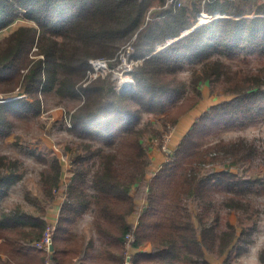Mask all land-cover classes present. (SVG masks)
<instances>
[{
  "label": "trees",
  "instance_id": "trees-1",
  "mask_svg": "<svg viewBox=\"0 0 264 264\" xmlns=\"http://www.w3.org/2000/svg\"><path fill=\"white\" fill-rule=\"evenodd\" d=\"M151 1L0 0V30L20 18L36 25L20 26L0 40V94L19 96L0 102V142L15 131L17 120L42 113V96L80 100L67 122L79 140L69 180L61 178L57 156L49 161L39 155L46 164L39 183L45 200H33L26 191L38 214L20 205L1 208L23 174L19 161L0 154V264H124L128 256L131 264H209V254L224 264L253 241L257 226H246L242 218L257 211L250 202L255 183L262 181L242 172L257 150L243 140L224 145L211 144V139L264 119V71L236 78L225 62L236 56L264 58V0H203L201 5L199 0H173L168 9L160 0V9L150 12ZM201 13L211 19L154 53L191 29ZM215 13L239 18L214 20ZM129 43L136 49L132 58L143 60L130 74L135 83L131 93L120 94L110 76L82 84L93 69L91 59H114ZM185 68L191 69L190 79L179 80ZM224 78L235 79L218 93L229 98L194 117L176 148L160 152L161 167L150 172L151 144L157 141L161 149L169 126L190 121L202 87L208 84L213 94ZM143 114L155 117L156 129L150 123L138 127ZM220 155L231 161L207 169ZM221 190L232 195L218 200L215 193ZM59 193L62 203L48 254L35 244ZM222 209L236 214V224L226 222L220 229ZM86 215L98 251L93 238L74 233ZM129 235L133 242L127 250ZM147 244L150 252L138 251ZM259 261L264 264V246Z\"/></svg>",
  "mask_w": 264,
  "mask_h": 264
},
{
  "label": "rangeland",
  "instance_id": "rangeland-1",
  "mask_svg": "<svg viewBox=\"0 0 264 264\" xmlns=\"http://www.w3.org/2000/svg\"><path fill=\"white\" fill-rule=\"evenodd\" d=\"M188 3L191 4V0ZM160 0L151 1V11L160 9L159 4ZM203 0H199L201 5ZM260 3V1H259ZM255 8V7H254ZM161 10L162 7H161ZM253 13H249L246 16H253ZM206 14H199L195 25H203L207 23L211 18H205ZM223 16V15H221ZM20 26H36L35 23L18 19L9 25L7 28L0 30V40L8 36L12 31L17 29ZM193 26V27H194ZM192 27V28H193ZM191 28V29H192ZM189 29V30H191ZM187 30V31H189ZM133 49V50H132ZM158 49V46H157ZM156 49V50H157ZM129 51V54L127 52ZM136 49L133 44H126L120 48L117 53L116 58L105 60L104 58L91 59L106 61L105 71L101 69L96 70L91 69L88 71L87 76L82 82L83 85H87L89 81L95 80L98 78H105L110 76L111 80L115 84L116 90L120 94L131 93L135 88V83L131 77V73L135 66L141 63L142 59H133L131 55L135 53ZM130 55V56H129ZM126 58L127 65L131 68V71H128L123 66L122 58ZM222 59H225L222 57ZM226 64L230 67V74L236 75V78L241 77L242 75L251 72L252 74H259L264 71V58L258 57L256 55H251L249 57L236 56L235 58L225 59ZM191 69L185 68L180 73H178L179 80L188 81L190 79ZM121 77V78H120ZM125 83L123 84V82ZM235 79L230 81L222 80L218 83V87L215 93L211 94L208 88V84H205L202 87V99L200 103L190 111L188 114V119L192 120L194 117L199 116L203 111L205 112L210 106L217 104L221 101H224L229 98V96H220L219 92H224L226 89L233 84ZM127 83V85H126ZM134 84V85H133ZM125 89L124 93H121L120 90ZM17 91L15 90L14 94ZM19 96L11 95L3 97L0 94V102L17 99ZM44 99V109L42 113L33 119H21L17 120L15 131L6 138L5 141L0 142V154L5 156L9 160H17L22 166H20V171L23 174L21 181L11 187V190L7 197L1 202V208L4 210H13L18 205L22 209L31 214H38L39 209L31 203V200L28 201L26 198V191L30 194L31 198L35 200L44 199L40 187V172L46 164L41 160L39 155H42L45 159L49 161L54 154L58 157L60 164L62 166V175L63 180H67L72 172V167L70 164V158H72V153L75 150V144L79 142L75 136L67 130V122L69 121V115L74 111L75 107L80 103V100H64L60 101L58 98L52 95L42 96ZM154 124L153 128L156 129V119L151 114H143L138 127H145L148 124ZM182 126V124H180ZM179 124L176 127H168V131L162 136L161 149L158 148V142L155 141L151 144L149 150V157L151 159L150 172L155 173L157 167H161V151L166 154L171 153L176 148V143L187 131L188 126H181ZM187 125V122H186ZM146 143L150 140L148 136L144 137ZM243 140L245 144L251 146L250 148H255L257 153L255 158L248 160V169L243 171L244 175H249L256 179L259 177L262 183H255L253 187V192L256 196L251 200L252 209L257 210L253 213L252 217L245 215L243 223L246 226H250L252 223L256 224V230L253 234V241L247 245V249L244 252L237 254L233 252L231 258L224 264H261L259 261V252L264 246V119L257 122L254 125H249L247 128L243 129H231L222 132L220 135L215 136L211 139V144H221L224 145L230 144L231 142H236ZM148 144V143H147ZM69 146V147H68ZM249 148V147H248ZM229 159L226 156L220 155L217 158V161L214 163L206 164L207 169L219 166V164H224ZM160 164V165H159ZM246 166V165H245ZM158 168V169H159ZM219 168H222L219 166ZM153 169H155L153 171ZM233 172H236L235 169H231ZM205 170L204 172H206ZM141 192V190H140ZM216 198L218 200H223L224 198L231 196L229 192L223 190L217 191ZM141 193L138 194L137 199L139 200ZM254 196V195H253ZM62 197V193L58 194V198ZM32 200V201H33ZM45 200V199H44ZM58 200L56 199L53 202L55 203ZM53 205L48 209L47 216L54 214ZM44 206V203H42ZM251 216V215H249ZM86 222L79 224L80 233L79 238H83L84 232L87 239L93 238L96 239L94 231L91 230L89 220H91L90 215L83 217ZM49 220H47V223ZM220 229H224L225 223L229 222L231 224H236V214L227 209L221 210V220H220ZM94 250H97V247H94ZM209 264H223L222 259H217L212 255H207ZM174 264H189L184 262V260H177ZM199 264V263H198Z\"/></svg>",
  "mask_w": 264,
  "mask_h": 264
},
{
  "label": "built area",
  "instance_id": "built-area-1",
  "mask_svg": "<svg viewBox=\"0 0 264 264\" xmlns=\"http://www.w3.org/2000/svg\"><path fill=\"white\" fill-rule=\"evenodd\" d=\"M205 17V16H204ZM133 50V49H132ZM129 54V51L127 52ZM130 56V55H129ZM127 58V57H126ZM126 58H122L123 60V66L126 70L131 71V68L127 65L126 63ZM91 65L93 66V69L95 68L96 70L101 69L102 71H105L104 68L106 67V61H99V60H93L90 61ZM125 90V89H122ZM121 91V90H120ZM55 225H51L48 223L45 232L42 236V239L35 244V246L40 249V250H45L48 254H51L52 251L49 250L50 246L52 245V234L54 231ZM133 242L132 236H127L125 246L126 249H130V244ZM130 256L127 257V260L125 261L124 264H131Z\"/></svg>",
  "mask_w": 264,
  "mask_h": 264
},
{
  "label": "crops",
  "instance_id": "crops-1",
  "mask_svg": "<svg viewBox=\"0 0 264 264\" xmlns=\"http://www.w3.org/2000/svg\"><path fill=\"white\" fill-rule=\"evenodd\" d=\"M191 121L192 120H190L189 122H187V126L188 125H190V123H191ZM183 125V124H182ZM184 126V125H183ZM185 126H186V123H185ZM163 161H164V159H163V157L161 156V163H163ZM160 165V164H159ZM158 168H159V166L157 167V170H158ZM155 169H153V171H154ZM69 177L70 176H68V178H67V180H64V182H67L68 180H69ZM58 201L55 203V206L53 205V211H54V214H52V215H49V216H47V219L49 220V224H51V225H55L56 224V221H57V219H58V214H59V209H60V205H61V203H62V197H60L59 199H57ZM84 219V218H83ZM131 220L133 221V223H134V225L136 224V222H137V218H136V216H132L131 217ZM81 222H83V224L86 222V220H80V221H78V223L75 225V227H74V233L77 235V236H79V233H80V227H77V226H79V224L81 223ZM89 224H90V228H91V230H92V226H91V220H89ZM85 233L86 232H84V234H82V235H84V237H86L85 236ZM94 240V242H95V246L94 247H97V250H95V251H98L99 250V244H98V241H97V239H93ZM150 249H151V247H150V245L149 244H147V245H145V246H142L141 248H139L138 249V251H140V252H143V251H145V252H150Z\"/></svg>",
  "mask_w": 264,
  "mask_h": 264
},
{
  "label": "water",
  "instance_id": "water-1",
  "mask_svg": "<svg viewBox=\"0 0 264 264\" xmlns=\"http://www.w3.org/2000/svg\"><path fill=\"white\" fill-rule=\"evenodd\" d=\"M172 2H173V0H166V9L170 8ZM205 18H208V17L205 16ZM228 18H239V17H226V16H221L219 13H215V14H214V17H213L214 20H217V19H228ZM200 26H202V25H195L191 30H189V31L186 30V31L182 32V36H180L178 39L172 40V39L169 38V39L167 40V43L164 44V45H159V46H158V49H157L154 53H157V52H159V51L165 49L166 47H168V46H169L170 44H172L173 42H175V41L181 39L183 36H185V35H187L188 33L194 31L195 29H197V28L200 27ZM133 85H134V84H133ZM120 92H121V93H124L125 90H121ZM49 250H50V251L53 250V246H52V245L50 246Z\"/></svg>",
  "mask_w": 264,
  "mask_h": 264
},
{
  "label": "bare ground",
  "instance_id": "bare-ground-1",
  "mask_svg": "<svg viewBox=\"0 0 264 264\" xmlns=\"http://www.w3.org/2000/svg\"><path fill=\"white\" fill-rule=\"evenodd\" d=\"M121 78V77H120ZM125 83V81L123 82V84ZM126 85H127V83H126Z\"/></svg>",
  "mask_w": 264,
  "mask_h": 264
}]
</instances>
